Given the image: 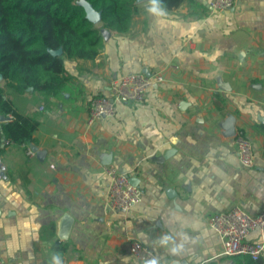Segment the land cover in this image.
<instances>
[{
	"label": "crops",
	"instance_id": "crops-1",
	"mask_svg": "<svg viewBox=\"0 0 264 264\" xmlns=\"http://www.w3.org/2000/svg\"><path fill=\"white\" fill-rule=\"evenodd\" d=\"M211 1H185L158 21L147 12L149 0H136L127 32L95 23L98 55L64 59L69 79L60 92L9 91L40 125L33 155L31 145L13 142L0 152L7 174L0 178L4 264H50L55 253L64 264H141L128 250L129 237L153 248L161 264L231 263L209 219L234 205L252 214L264 209V0H235L225 11ZM129 72H159L163 80L142 102L117 103L114 114L90 120V98L108 94L111 80ZM230 115L252 140V167L243 166L234 137L225 135ZM2 134L0 122V140ZM109 167L139 180L143 198L129 211L107 206ZM65 216L71 228L63 239ZM51 223L53 233L43 234ZM165 232H183L195 243L182 257L168 256L153 244ZM249 238L264 235L254 230ZM57 239L69 249L55 250ZM9 241L14 256L6 255Z\"/></svg>",
	"mask_w": 264,
	"mask_h": 264
},
{
	"label": "trees",
	"instance_id": "trees-1",
	"mask_svg": "<svg viewBox=\"0 0 264 264\" xmlns=\"http://www.w3.org/2000/svg\"><path fill=\"white\" fill-rule=\"evenodd\" d=\"M88 1L100 12L104 26L116 33L131 27L132 17L139 11L136 0H0V115L3 140L0 152L9 142L31 145L40 121L21 113L8 95L34 90L60 92L69 75L64 59L94 58L102 45L100 28L91 21L84 7ZM185 1L162 0L167 10ZM191 14L193 12H190ZM62 48L61 54L51 50ZM215 103L219 106L215 95ZM54 231V224L44 226ZM70 244L55 240L53 248L66 251ZM230 264H264V256L257 259L249 254L232 256Z\"/></svg>",
	"mask_w": 264,
	"mask_h": 264
},
{
	"label": "built area",
	"instance_id": "built-area-1",
	"mask_svg": "<svg viewBox=\"0 0 264 264\" xmlns=\"http://www.w3.org/2000/svg\"><path fill=\"white\" fill-rule=\"evenodd\" d=\"M235 0H212L214 10L225 11L232 8ZM178 68V64L170 65ZM163 80L159 72L147 74L145 72H129L114 77L110 82L108 94H98L90 98V120L116 111L117 103H138L145 99L148 88L154 82ZM240 162L245 167L255 164V151L252 140L243 128H236L233 135ZM28 154L33 155L31 147L27 148ZM0 178L6 179V167L0 157ZM109 184L107 190V206L114 211H129L143 198V189L130 182V174L119 171L115 167L107 169ZM210 225L217 231L222 241L221 255L230 257L236 254H249L257 259L264 256V239H250L254 230H259L264 235V209L256 214L246 211L240 205H234L227 210L214 213L209 219ZM128 250L141 264L144 259L158 255L153 248L140 239L129 237ZM232 262V261H231ZM0 264H4L0 256ZM198 264H205L201 261Z\"/></svg>",
	"mask_w": 264,
	"mask_h": 264
},
{
	"label": "clouds",
	"instance_id": "clouds-1",
	"mask_svg": "<svg viewBox=\"0 0 264 264\" xmlns=\"http://www.w3.org/2000/svg\"><path fill=\"white\" fill-rule=\"evenodd\" d=\"M147 12L156 17L158 21L168 17L167 9L162 4V0H149ZM199 23L202 22H197V24ZM197 24H194L193 27L195 28ZM140 236L147 241V237L143 232L140 233ZM190 243H195V241L183 232H165L153 241L155 246L164 249L168 256L171 257L184 256L189 251L188 245ZM16 250L14 243L9 241L6 255L14 256ZM161 261V256L153 255L151 258L144 259L142 264H161ZM50 264H64V261L59 253H55L51 257Z\"/></svg>",
	"mask_w": 264,
	"mask_h": 264
},
{
	"label": "water",
	"instance_id": "water-1",
	"mask_svg": "<svg viewBox=\"0 0 264 264\" xmlns=\"http://www.w3.org/2000/svg\"><path fill=\"white\" fill-rule=\"evenodd\" d=\"M84 7L86 9V12H87V16L88 18L93 21L94 23H98L100 21H102V17H101V14L99 11H97L90 2L88 1H84ZM102 33L105 37L109 36V30L106 29V28H102ZM62 48H59L57 50H51L52 53L54 54H61L62 53ZM149 74V73H147ZM3 78V75L2 73L0 72V80ZM32 88V87H30ZM4 118L3 116L0 115V121H2ZM224 129H225V135L226 136H233L234 133H235V126H234V116L233 115H230L226 118L225 120V126H224ZM31 148L34 152H37L38 151V146L35 145V144H31ZM173 152V150H169L167 152V154L165 156H163L162 158H160V161H163L166 157H169V155H171V153ZM39 156L42 157L44 155L43 152L39 151ZM0 168H1V165H0ZM1 171V169H0ZM130 182L132 184H135V185H138L139 183V180L138 178H136L135 176H130ZM65 219H66V224L64 226V228L62 229V232L60 231V237L61 238H67V235H68V232H69V229L71 228V219L69 216H65ZM192 262V258H187V259H184L182 261H176L175 264H190Z\"/></svg>",
	"mask_w": 264,
	"mask_h": 264
}]
</instances>
